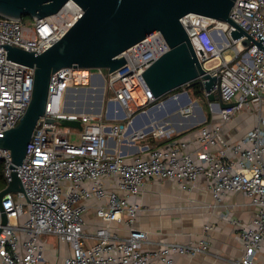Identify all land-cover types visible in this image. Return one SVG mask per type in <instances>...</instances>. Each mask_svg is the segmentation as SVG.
<instances>
[{"label": "built area", "instance_id": "2783aa9c", "mask_svg": "<svg viewBox=\"0 0 264 264\" xmlns=\"http://www.w3.org/2000/svg\"><path fill=\"white\" fill-rule=\"evenodd\" d=\"M81 15V7L69 0L55 14L29 23L0 17V44L40 54ZM229 18L255 42L260 41L262 48L252 41L242 46L239 42L244 36L233 40V27L225 22L197 14H187L180 22L203 69L219 78L221 101L235 103L222 109L209 102L210 111L226 124L242 110L252 108L258 113L257 124L236 141L226 139L221 126H203L191 151L186 150L187 142L137 145L147 137H169L174 131L166 126L150 128V123L147 130L135 134L139 126L148 125L142 118L150 110L168 99L173 110L185 115L194 108L190 100L185 103V98H180L186 91L156 99L143 79L141 73L169 49L159 32L126 49L122 53L126 63L107 72L106 77L92 69L55 71L49 77L43 115L36 122L22 163L16 167L22 191L7 193L0 201L7 217L3 226L0 217V264H49L43 256L42 235L68 244L70 253L62 264H173L174 254L205 253L203 241H150L146 231L134 226L139 204L128 200L137 196L149 179L173 180L182 190H190L202 177L209 182L214 200L240 192L254 207L251 225L240 228L242 254L232 262L257 264L264 253V0H234ZM227 49L233 56L225 53ZM101 80L103 95H111L103 117L116 119L114 123L95 113L77 112L73 102L67 104V94L100 86ZM32 87L33 68L6 59V51L0 47V138L24 114ZM202 93L205 97L209 94ZM61 119L77 120L81 127L63 126ZM71 134L78 137L77 142L69 141ZM0 161L7 186L11 179L8 150L0 149ZM110 179L114 180L112 186H107ZM88 201L95 202L94 213L103 223L92 232L84 230ZM221 216L227 218L228 213ZM114 221H123L125 235L113 229ZM151 244L156 246L148 247Z\"/></svg>", "mask_w": 264, "mask_h": 264}, {"label": "water", "instance_id": "95a60500", "mask_svg": "<svg viewBox=\"0 0 264 264\" xmlns=\"http://www.w3.org/2000/svg\"><path fill=\"white\" fill-rule=\"evenodd\" d=\"M69 0H0V16L21 20L28 16L41 19L55 14ZM82 9V15L72 26L42 53L26 51L9 44H0L6 59L33 68L31 99L17 124L6 130L0 138V149L9 151L11 179L0 190L1 198L7 193L21 192V181L16 167L25 156L27 145L37 120L43 115L49 77L61 68L106 69L112 72L126 63L122 53L159 32L169 49L141 74L156 99L176 88L197 81L201 91L209 93V102L218 103L222 109L235 105L224 103L218 92L219 78L206 72L184 30L180 18L187 14L209 17L233 27V40L245 37L239 43L247 47L254 40L229 18L234 0H72ZM202 54V51H199ZM216 86V91H213ZM103 91V80L100 82ZM185 103L189 102L185 92ZM199 111L201 109L199 108ZM77 112H84L78 109ZM49 122L53 120L49 119ZM60 124L80 128L77 120L61 119ZM1 226L7 223L0 204Z\"/></svg>", "mask_w": 264, "mask_h": 264}, {"label": "crops", "instance_id": "0c3cea01", "mask_svg": "<svg viewBox=\"0 0 264 264\" xmlns=\"http://www.w3.org/2000/svg\"><path fill=\"white\" fill-rule=\"evenodd\" d=\"M262 105L264 108V100ZM160 109L162 110L161 107ZM160 109L150 110L149 116L144 115L142 122L150 125L155 121L160 126L172 128L173 133L169 137H147L136 142L137 145L148 143L160 146L187 142L186 150L191 151L195 147V137L203 126H221L223 136L230 141H236L258 121L257 111L251 108L222 124L217 113L208 110L204 115L196 103L189 115L180 111L174 112L171 108L167 116L150 119L151 113ZM196 113L198 119H194L193 115ZM261 113L264 116L262 111ZM120 149L123 153L127 152L124 146ZM113 181L108 180L107 186H112ZM128 200L139 204L141 209L137 213L134 226L146 231L150 241H203L206 244L205 253L195 256L172 255L173 264H233L232 260L239 258L243 251L240 228L250 226L254 216V207L248 205L247 198L240 192L226 193L220 201L214 200L209 182L203 177L190 190H182L181 185L173 180L149 179L141 192L137 196H130ZM94 204L95 202L88 201L84 214L86 232H92L103 224L94 213ZM222 213H228L227 218H223ZM111 226L120 235L126 234L123 221H114ZM40 240L44 246L43 256L49 264H62L63 258L70 253L68 244L58 241L54 236L42 235ZM155 246L151 244L148 247ZM256 263L264 264V253L259 255Z\"/></svg>", "mask_w": 264, "mask_h": 264}, {"label": "rangeland", "instance_id": "374dc122", "mask_svg": "<svg viewBox=\"0 0 264 264\" xmlns=\"http://www.w3.org/2000/svg\"><path fill=\"white\" fill-rule=\"evenodd\" d=\"M225 53L233 56V51L230 49L225 50ZM92 71L98 72L99 70L98 69H92ZM100 71H101L102 75L104 77H106L107 70L106 69H100ZM184 91L187 92V96H188L190 102L196 103L197 106L202 110L204 115L206 112H208V110H210V107L208 105L209 101H208L207 97H205V96L195 98L194 95L192 94L191 90L185 88L184 86L181 87V89L179 91H176L175 93H181ZM172 95H173V93L169 94L164 99H168ZM109 98H111V95L106 94V93L103 95V91L100 90V86H96V87L91 88V89H81V90H78L72 94L71 93L67 94V104H70V102H73L72 107H74L75 109H77V110L81 109V111L95 113V114L101 115V117H103L106 114V108H107L106 105H107V101ZM169 102H170V100H169ZM171 106H173V105L171 104ZM261 108H262L261 111L264 114L263 105ZM168 111H169L168 109H162L161 111H157L156 113H151V115H157L160 117H165L168 115ZM174 112H179V110H175ZM148 113L146 115H148ZM193 116H194V119H198L197 113L194 114ZM142 120H144V119L142 118ZM103 121H105L107 123H114L116 121V119L115 120H109V119H105V117H103ZM117 123H120V122L118 121ZM121 124H122V122H121ZM155 126H156V124H155ZM69 141L75 143L78 141V137L75 134H71L69 137Z\"/></svg>", "mask_w": 264, "mask_h": 264}, {"label": "trees", "instance_id": "16d2710c", "mask_svg": "<svg viewBox=\"0 0 264 264\" xmlns=\"http://www.w3.org/2000/svg\"><path fill=\"white\" fill-rule=\"evenodd\" d=\"M21 20L23 22H28V23L32 21V19L30 17H28V16L22 17ZM184 87L189 89V90H191V92H192V94L194 95L195 98L196 97H201V96L203 97V93H202L201 88H200L201 85H200L199 82L192 81L188 85H185ZM180 89H181V87L176 88L175 90H173V91L169 92L168 94L164 95L161 99L166 98L169 94L175 93L176 91H179ZM5 185H6V183H5V179L3 177V163H2V161H0V190L3 189L5 187Z\"/></svg>", "mask_w": 264, "mask_h": 264}, {"label": "bare ground", "instance_id": "6f19581e", "mask_svg": "<svg viewBox=\"0 0 264 264\" xmlns=\"http://www.w3.org/2000/svg\"><path fill=\"white\" fill-rule=\"evenodd\" d=\"M180 98H185V94L183 93L182 95H181V97ZM169 100L170 99H168V100H166V101H164L162 104H161V106H163L162 107V109H168V110H170L171 108H173V106H171V102H169ZM160 106V107H161ZM160 107H159V109H160ZM160 111H161V109H160ZM142 115H144V114H142ZM158 118V116L157 115H151V118L150 119H157ZM155 124H156V126H155ZM159 124L158 123H155V121L153 122V123H151V126L150 125H145L144 127H143V125H141V126H139L138 127V130L136 131V132H134L135 134L136 133H139V132H141V130H147L148 129V127L150 126V128H152V127H157ZM160 126V125H159ZM144 130V131H145Z\"/></svg>", "mask_w": 264, "mask_h": 264}]
</instances>
